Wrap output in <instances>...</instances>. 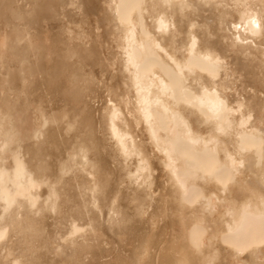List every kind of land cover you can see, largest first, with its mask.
<instances>
[{
	"label": "bare ground",
	"instance_id": "1",
	"mask_svg": "<svg viewBox=\"0 0 264 264\" xmlns=\"http://www.w3.org/2000/svg\"><path fill=\"white\" fill-rule=\"evenodd\" d=\"M0 264H264V0H0Z\"/></svg>",
	"mask_w": 264,
	"mask_h": 264
}]
</instances>
